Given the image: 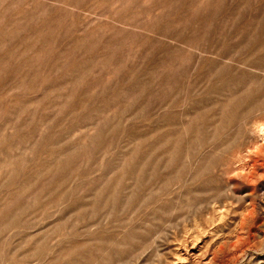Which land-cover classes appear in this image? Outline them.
<instances>
[{"label":"rangeland","instance_id":"374dc122","mask_svg":"<svg viewBox=\"0 0 264 264\" xmlns=\"http://www.w3.org/2000/svg\"><path fill=\"white\" fill-rule=\"evenodd\" d=\"M263 130L264 0H0V264H264Z\"/></svg>","mask_w":264,"mask_h":264},{"label":"bare ground","instance_id":"6f19581e","mask_svg":"<svg viewBox=\"0 0 264 264\" xmlns=\"http://www.w3.org/2000/svg\"><path fill=\"white\" fill-rule=\"evenodd\" d=\"M261 131H262V130H261ZM261 131H260V132H261ZM263 131H264V130H263ZM261 133H262V132H261ZM263 133H264V132H263Z\"/></svg>","mask_w":264,"mask_h":264}]
</instances>
